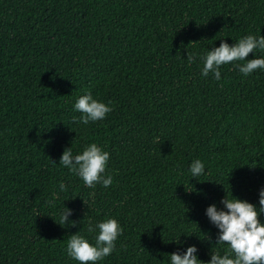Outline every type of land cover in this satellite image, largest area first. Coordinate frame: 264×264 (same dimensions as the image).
Returning <instances> with one entry per match:
<instances>
[{
  "label": "trees",
  "instance_id": "trees-1",
  "mask_svg": "<svg viewBox=\"0 0 264 264\" xmlns=\"http://www.w3.org/2000/svg\"><path fill=\"white\" fill-rule=\"evenodd\" d=\"M248 33L264 36V0H0V264H78L68 237L108 217L123 232L98 264H168L178 238L207 260L205 208L264 186V71L229 63L216 80L186 57ZM86 90L111 102L103 121H73ZM91 142L110 153L107 188L58 163Z\"/></svg>",
  "mask_w": 264,
  "mask_h": 264
},
{
  "label": "clouds",
  "instance_id": "clouds-1",
  "mask_svg": "<svg viewBox=\"0 0 264 264\" xmlns=\"http://www.w3.org/2000/svg\"><path fill=\"white\" fill-rule=\"evenodd\" d=\"M250 53L252 58L249 59ZM261 53H264V36L248 33L232 44L220 39L218 47H210L202 54L187 53L186 59L189 63L194 59L201 61L200 76L208 77L211 74L214 79L220 80L221 66L229 63L243 76L257 70L264 71V54ZM73 111L80 113L79 117H73V121L87 125L103 121L112 111V105L111 102L94 98L91 91L86 90L76 98ZM109 159V151L91 142L76 153L73 152L72 144L66 147L58 163L80 178L85 186L95 188L101 185L107 188L113 184V176L107 171ZM188 171L191 179L197 180L205 174V164L200 158H195L190 162ZM69 187L63 180L59 181L58 189L52 193V200L47 202L49 206L54 207L56 199L61 193L67 192ZM219 204L221 206L218 207L212 203L204 211L209 223L217 230L209 258H198L197 246L186 244L178 238L173 241L177 250L168 255V264H264V220L261 219L264 217V186L258 189L257 203L238 198L232 193L226 196L225 193ZM57 211L60 224L75 226L76 221L69 219L73 214L72 209L63 203V207ZM122 232L123 228L115 217L89 221L87 234L80 229L68 237L66 255L78 264H98L116 251V242ZM89 234L93 239H89Z\"/></svg>",
  "mask_w": 264,
  "mask_h": 264
}]
</instances>
